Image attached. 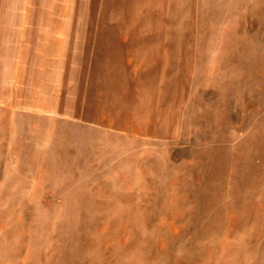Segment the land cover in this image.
I'll return each instance as SVG.
<instances>
[{
    "label": "rangeland",
    "instance_id": "374dc122",
    "mask_svg": "<svg viewBox=\"0 0 264 264\" xmlns=\"http://www.w3.org/2000/svg\"><path fill=\"white\" fill-rule=\"evenodd\" d=\"M142 16L0 0V264H264V0Z\"/></svg>",
    "mask_w": 264,
    "mask_h": 264
},
{
    "label": "crops",
    "instance_id": "0c3cea01",
    "mask_svg": "<svg viewBox=\"0 0 264 264\" xmlns=\"http://www.w3.org/2000/svg\"><path fill=\"white\" fill-rule=\"evenodd\" d=\"M153 8V0H101V31H114L115 39L119 41L117 45L120 46H131L132 35L128 34L127 31L132 32L135 30H147L148 27L139 24L138 15L140 20L143 18L142 15H146L148 10ZM122 9V10H121ZM40 14L46 15H63L68 14L62 10L55 9H41ZM70 14V13H69ZM122 16H134L137 20L136 22H122ZM54 23V22H52ZM61 24L58 28L55 26V29H67L64 23ZM136 43V42H134ZM134 55L133 53H130ZM130 61H134L132 58Z\"/></svg>",
    "mask_w": 264,
    "mask_h": 264
}]
</instances>
